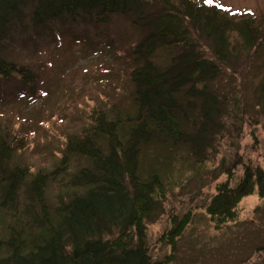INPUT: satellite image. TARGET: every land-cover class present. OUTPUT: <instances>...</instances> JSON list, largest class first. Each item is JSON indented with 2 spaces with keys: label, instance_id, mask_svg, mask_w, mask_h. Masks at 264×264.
I'll return each mask as SVG.
<instances>
[{
  "label": "trees",
  "instance_id": "16d2710c",
  "mask_svg": "<svg viewBox=\"0 0 264 264\" xmlns=\"http://www.w3.org/2000/svg\"><path fill=\"white\" fill-rule=\"evenodd\" d=\"M113 15H131L142 35L130 54V109L109 117L94 112L91 130L68 138L51 172L11 168L18 144L0 130V219L6 232L0 264L173 261L191 213L174 218L175 227L163 238L171 253L153 261L148 229L163 214L167 190L158 168L146 171L141 162L146 151L158 159L165 150L179 149L198 162L216 151L225 111L235 107L221 97L220 78L258 50L264 23L235 20L227 7L197 0H0V77L15 74L34 87L33 72L5 54L15 33L52 29L58 20L104 22ZM233 32L241 38L238 46ZM259 96L264 109V80ZM59 177L67 191L52 208L46 190ZM253 194L264 197V170L249 163L236 186L222 182L207 203L214 227L237 221L242 199Z\"/></svg>",
  "mask_w": 264,
  "mask_h": 264
},
{
  "label": "rangeland",
  "instance_id": "374dc122",
  "mask_svg": "<svg viewBox=\"0 0 264 264\" xmlns=\"http://www.w3.org/2000/svg\"><path fill=\"white\" fill-rule=\"evenodd\" d=\"M213 3L227 7L235 20L247 17L264 23V0ZM262 35L258 50L236 64L235 72L226 69L220 78L221 97L226 95L227 105L235 107L225 111V129L216 151L208 153L203 162L179 149L165 150L156 159L151 147L144 155L140 168H158L167 190L163 214L148 229L155 262L171 253L163 238L175 227L174 218L191 213L189 224L177 238L171 264H264V197H244L239 219L221 229L214 227L206 211L219 184L228 179L230 186L240 182L244 165L251 163L264 170V109L259 96L264 80ZM141 36L131 15H113L104 22L58 20L52 29L15 33L5 54L33 72L34 87L15 74L0 77V130L18 144L11 168L25 167L31 174L51 172L58 167L68 138L91 130L94 112L109 117L115 110L130 109L129 74L134 66L130 54ZM231 36L232 44L238 46L241 38L235 32ZM166 58L163 53L159 59L164 62ZM75 167L72 164L71 171ZM65 191L60 177L48 185L52 208L58 194ZM5 236L0 219V238ZM5 253L0 249V257Z\"/></svg>",
  "mask_w": 264,
  "mask_h": 264
},
{
  "label": "snow or ice",
  "instance_id": "6c2138e0",
  "mask_svg": "<svg viewBox=\"0 0 264 264\" xmlns=\"http://www.w3.org/2000/svg\"><path fill=\"white\" fill-rule=\"evenodd\" d=\"M207 3L212 4L213 0H207Z\"/></svg>",
  "mask_w": 264,
  "mask_h": 264
}]
</instances>
